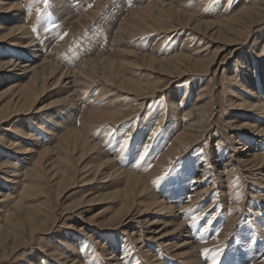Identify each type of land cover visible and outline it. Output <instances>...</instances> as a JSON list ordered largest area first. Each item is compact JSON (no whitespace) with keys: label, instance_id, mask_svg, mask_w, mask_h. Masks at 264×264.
Wrapping results in <instances>:
<instances>
[{"label":"rangeland","instance_id":"1","mask_svg":"<svg viewBox=\"0 0 264 264\" xmlns=\"http://www.w3.org/2000/svg\"><path fill=\"white\" fill-rule=\"evenodd\" d=\"M169 1L0 0V63L17 61L0 67V164L18 166V175L36 185L19 210L20 223L15 210L21 193L12 183L16 174L11 167L6 174L0 169V193L10 200L9 205L0 201L1 236L11 230L10 246L12 238L20 244L0 264H193L187 259L194 254L201 264H213V258L219 264H264V165L253 163L264 155V136L255 132L264 128V113L247 107H264V19L240 22L242 34L233 35L230 44L213 34L258 0H172L212 24L201 34L180 26L163 33L156 19L129 20L153 2V11L162 14L160 7ZM7 7L13 11L5 13ZM22 25L28 33L18 31L7 39ZM142 30L147 32L138 34ZM25 37L34 43H10ZM183 52L215 61L180 76L162 75L139 57ZM106 57L117 61L130 82L103 89L83 84L89 80L79 75L74 92L77 85L67 72L86 61L81 71L98 76L101 69L94 61ZM43 61L63 72L47 73L46 90L40 93L41 83L34 85L33 73L22 64ZM132 82H143L146 91L140 96L129 91ZM22 83H32L40 93L25 113L17 98ZM71 98L80 106L66 107ZM205 104L193 142L180 149L176 139L200 112L186 113ZM126 108L129 112L116 120L131 119L115 121L112 114ZM86 128L89 140L101 147L65 161L63 149ZM171 149L177 150L169 156ZM108 165L143 177L154 197L141 194L132 176L114 175L116 169ZM157 198L170 208L155 204ZM179 224L183 229L174 231Z\"/></svg>","mask_w":264,"mask_h":264},{"label":"bare ground","instance_id":"2","mask_svg":"<svg viewBox=\"0 0 264 264\" xmlns=\"http://www.w3.org/2000/svg\"><path fill=\"white\" fill-rule=\"evenodd\" d=\"M160 2L161 1H158V3H160ZM161 4H163V2ZM175 5H177V6H175ZM160 8H161L160 11L162 14H160V12L156 13L155 11H153V10L157 9L155 2H153L150 6L142 7V9L140 11L135 12L133 15H131L129 20L131 21V23H135L133 21L135 19H140V21H146V19H149V20L156 19L158 21H155V22L158 24V28L161 29V31H164L163 33H167V31H169L171 33V32H175L176 30H178L177 28L187 27L192 32H195V34H197V33L201 34L204 27H206V30H209L211 25H212V24H208V23H206V25H205V21H203V20L200 21L197 18L198 12H196V13H192V12L189 13L188 12L187 13L183 9L182 5H178L176 2L173 3L172 0H170L169 3H167V5H165V4L162 5ZM6 9H9V10H6ZM6 9H5L6 10L5 13L8 11L9 12L13 11L11 8H8V7ZM255 16H261V19L262 20L264 19V0L255 1L253 7L247 8L246 10L244 9L239 14L231 17V19H229V21H227V22H230V24L226 25V28L224 31H222L220 29H215L216 31H214L213 34H219V36L224 40V42H226V44H230L232 42H235L233 35L242 34V29H238L239 28L238 24L240 22L245 23L247 21H250ZM1 20H4V18ZM176 21H180L181 23L177 24ZM135 30H136V28H135ZM135 30L132 33L135 34L136 33ZM18 31H22V36L24 34L28 33L26 25H22L21 27H18V29H11L9 31V33L7 34V36H8L7 39L15 37L14 36L15 33ZM218 31H219V33H217ZM145 32H147V31L142 30L138 34H144ZM136 35H134V36H136ZM205 35H208V34H206V32H205L204 36ZM211 36H213V35H211ZM29 38L30 37H25L24 39H26V41L21 42V43H19V42H10V43H11V45L21 44L22 46H31L34 43V41L29 39ZM0 40H3V39H0ZM21 45H19V46H21ZM152 51L155 54V52H154L155 50L153 49ZM154 54H152V55L140 54L139 57L141 58V60L145 61V63H146L145 65L148 68L157 69L159 71V73L162 75L163 74L164 75L178 74L180 76H183V74H186V73L190 74V71L193 72V68H195V69H197L198 67L207 68V66H208V68H210V66L212 65V62L215 61V59H212V61H206V60L201 61L199 58H194L192 55L186 54L184 52L179 53L177 55H174V57L171 56L168 58H161V59L156 58V56ZM16 63H17V61L13 62V59H12V60H8L7 63L6 62L0 63V67L1 66H7V65L9 67V66L15 65ZM24 63L25 64H22V67L26 68L28 70V72H32L34 75V79H32L34 85L41 83L40 93L44 92L46 90L45 80L47 78H45L44 76L47 73H49L50 76H52V75H55L57 72H58V74H61L63 72L61 67H58V65H56L55 63H52V62L47 64L48 62L43 61V63H41L40 65L37 64L34 66H32L31 64H27V62H24ZM2 64H4V65H2ZM82 64L88 65L89 62L87 63L86 61H83L80 63L79 67L75 71L67 72V74L68 73L72 74V81L75 83V85H77L73 89L74 92H78L77 90H79V88H78L79 81H77L79 78V75L80 76L82 75V76H85V78H88V79H85V81L89 80L83 84H85L87 86H91V85H88V83H95V84L97 83L98 85L101 86V88L103 87V89H107L110 86L114 87L116 89L117 88L120 89V88L124 87V85L127 81L130 82L127 78H124V76L118 71L117 61L111 57L110 58H107V57L104 58L103 62H100V58H97V60L94 61V66L100 67V69H101V74L98 76H97L98 73H96V74L93 73L92 74L93 76H90L87 73V70L85 68L81 71ZM63 77H64V75H61L60 78H58L56 80V83H60L62 81ZM100 82H101V84H99ZM132 83H133V88H129V91H134L135 93L139 94V96H140V93H144L146 91L145 84L143 82H140V84L135 83V82H132ZM0 86H1V84H0ZM17 88H18L17 98L19 99V103L21 105V111L24 113L31 111L33 109V107L35 106V104L38 102V98H39L38 96L40 93L38 91H36L35 88H33L32 83H28L27 85H24L22 83ZM201 91L204 93L203 96L208 95V92H207L208 87H206L204 90L202 89ZM106 93H107V91H106ZM199 95H200V93H199ZM71 100L73 101L74 99L73 98L69 99L67 104H65L66 107L68 106V104H70L72 107H79L80 106L78 104L75 105L74 102H70ZM201 102H200V104H201ZM17 105H18V102H16V107H17ZM207 106H208L207 104L199 105V108H196L193 111L191 110L190 112L186 113V115H191L195 111L200 112L199 115L196 116V120L194 121L195 123L189 125L185 129V131L182 132L178 136V138L176 139L175 145L180 144V149L183 146H185V144H188V146H189L193 142L195 133L199 130V128L201 127V125L203 123L199 119L203 115V112L207 108ZM238 107L243 108L244 106L242 107V106L238 105ZM247 107L254 109V111L257 113L259 111L264 113V107L260 103L257 105H253V106L247 105ZM14 109H16V108L14 107ZM11 112H16V111H11ZM128 112H129V109L126 108L125 110L117 111V112L113 113L112 115L113 116L115 115V117H114L115 121L126 122L127 120H130L131 118H126L125 120H116V118H121L122 116L126 115ZM10 119L11 118L3 119V120H6L8 122ZM1 121L2 120L0 119V122ZM162 124L163 123L161 121H159L158 127H161ZM60 125L56 124V126L61 128L62 126H60ZM248 125H251V124H248ZM243 127H245L246 129H249L248 128L249 126H247V125H244ZM250 129H252V127ZM89 130L90 129L86 128V129L82 130L81 132L77 131L75 133L76 141L70 142L68 144V146L66 147V149H63V153L60 154L61 157L65 161H69L70 157L73 154H77L80 152L85 153L87 151H95V150H98L99 147H101V143L100 144H94L91 140H89V138L87 136V132ZM17 131L20 133V135H22V133H21L22 131L20 129H17ZM255 132H256V135L264 136V128L262 129V128L256 127ZM23 135H25V133ZM29 136H30L29 137L30 139H33L31 135H29ZM181 144H183V146ZM11 145L17 149H22V146L19 143L18 144L12 143ZM58 149L60 151H62V146L58 147ZM25 150H27V149H24L22 151L25 152ZM176 150L177 149H174V150L171 149V151L169 152L168 155L170 156L171 154L172 155L175 154ZM22 151H16V152L24 153ZM26 152H29V151H26ZM0 163H1V161H0ZM107 163H109V161ZM160 163H162V162H160ZM253 163L258 164V165L259 164L264 165V155H259V157H256L254 159ZM10 167L13 169L12 172H14V174H16L15 175L16 177L12 181V183L15 184L17 187H19L20 193H21L20 197L18 198V201L16 204V210H15L17 212L16 214L18 216L17 220H18V222L21 223V219L19 217V210L24 207V199L26 198V196L29 193H31V191L33 192L36 189V185H35L33 180L29 181V183H26V180H27L26 175L25 176L18 175L20 173L18 166H14V165L10 166V165H8V162L0 164V169L5 171L4 172L5 174L8 173L7 169H10ZM108 168H110L111 170L116 169L113 171L114 175L117 173H121V174H126L127 176H132L129 180H132L133 182H135V184L138 186L139 190H141L140 191L141 194H148L151 198L154 197L152 195V192H148V190L150 189V186L148 185V182H146L144 180L143 177H138L136 174L128 172V171L127 172L123 171L121 168H117L115 165H113L112 167H110L108 165ZM99 172H100V169H98V172L96 174L98 175ZM127 195H128V193L126 194V196ZM0 197H1V200H0L1 202H4V203H6V205H9L7 203L10 200L8 199V196L6 194L0 193ZM13 199L17 200V197H14ZM11 204H13V203H11ZM155 204L162 207L163 209H166V207L170 208L169 206L166 205L165 201L162 200L161 198H157V203H155ZM12 207H14V205H12ZM12 214L13 213H11L10 216L6 215L7 220H9L12 217ZM22 222H23V219H22ZM5 224L6 223H3L2 225H5ZM181 229H183V225L179 224L178 228L175 229L174 231L180 232ZM0 231H1V234H0V259H5L8 256H10L8 254L10 252L13 253V250L18 248L20 246V244H19V241L17 239L12 238L10 240L12 242V246H10L9 238L12 237L14 232L11 230H6L5 235L1 236L2 230L0 229ZM187 260H191L193 264H201V259L198 258L196 254H194L193 256H189V258Z\"/></svg>","mask_w":264,"mask_h":264},{"label":"snow or ice","instance_id":"3","mask_svg":"<svg viewBox=\"0 0 264 264\" xmlns=\"http://www.w3.org/2000/svg\"><path fill=\"white\" fill-rule=\"evenodd\" d=\"M219 255V253H217V256ZM213 264H219V260L217 258H213Z\"/></svg>","mask_w":264,"mask_h":264}]
</instances>
